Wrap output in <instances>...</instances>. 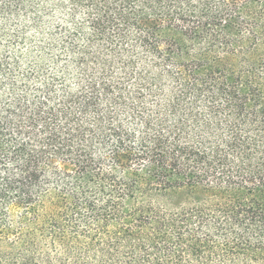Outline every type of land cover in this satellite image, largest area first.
Masks as SVG:
<instances>
[{
	"label": "trees",
	"instance_id": "16d2710c",
	"mask_svg": "<svg viewBox=\"0 0 264 264\" xmlns=\"http://www.w3.org/2000/svg\"><path fill=\"white\" fill-rule=\"evenodd\" d=\"M0 264H264V0H0Z\"/></svg>",
	"mask_w": 264,
	"mask_h": 264
}]
</instances>
